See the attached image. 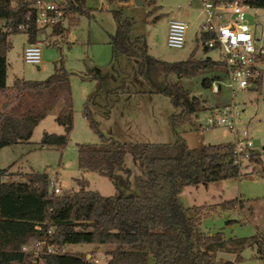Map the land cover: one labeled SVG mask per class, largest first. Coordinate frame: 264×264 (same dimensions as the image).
Returning a JSON list of instances; mask_svg holds the SVG:
<instances>
[{
	"label": "trees",
	"instance_id": "16d2710c",
	"mask_svg": "<svg viewBox=\"0 0 264 264\" xmlns=\"http://www.w3.org/2000/svg\"><path fill=\"white\" fill-rule=\"evenodd\" d=\"M105 1L117 5L112 10L116 31L109 41L112 60L119 55L136 58L137 72L151 87L150 92L169 97L175 112L168 123L176 139L172 143H121L105 137L89 112L85 113L100 142L77 145L78 168L97 172L118 184L115 173L122 169L125 153L130 152L141 169L138 194L103 196L87 189L81 179H76L77 191L60 195L52 188L49 193L51 181L47 174L31 171L21 181L9 180L5 179L7 169L0 168V264H95L82 252H41L34 256L21 249L30 240L44 237L47 244L59 250L70 244L113 245L115 248L105 252L106 264H149L150 257L153 264H235L216 260V252L238 253L245 246H255L258 257L264 258V234L224 239L222 231L210 234L200 229L203 217L217 208L235 209L240 200L185 207L178 198L185 186H208L218 180L240 178V174L232 163V143L190 148L178 137L176 128L208 107L178 81L169 84L158 80V76L190 77L208 67H218L225 73V66L209 57L197 59L194 53L179 62L154 58L142 37H130L133 20L122 18L123 3L128 0ZM242 1L264 9V0ZM145 2L152 5L155 0ZM34 3L35 0H0V59L11 48L10 35L24 32L27 44H33L45 33L46 29L38 28L34 22ZM85 3L86 0H69L68 27H53L51 35L63 37L68 28L77 24L79 16H89ZM23 26L27 29L23 30ZM208 37L201 34L200 42ZM201 46L205 53L212 50L202 43ZM215 80L220 77L204 78L202 85L211 88ZM260 83L261 78L256 80V89ZM53 108L57 111L55 121L65 133L43 132L41 148H62L72 129L69 73L61 64L55 65L45 80L15 77L9 86L0 84V149L28 142L35 126ZM259 156L257 151H251L250 162L260 164Z\"/></svg>",
	"mask_w": 264,
	"mask_h": 264
},
{
	"label": "rangeland",
	"instance_id": "374dc122",
	"mask_svg": "<svg viewBox=\"0 0 264 264\" xmlns=\"http://www.w3.org/2000/svg\"><path fill=\"white\" fill-rule=\"evenodd\" d=\"M141 1L140 5L134 0L123 3L122 18L133 20L130 37H142L151 56L167 62H179L194 53L197 59L209 57L220 61L217 51L205 53L202 50L198 33L202 16L198 14L200 5L197 0H192V6L187 5V0H155L152 5ZM85 5L90 9V15L79 16L77 24L68 28L63 37L51 35L48 29L41 35V61L36 65L22 59V50L27 45L26 34L10 35L11 48L0 59L5 62L0 84L9 85L15 77L45 80L52 74L54 66L61 64L69 73L73 124L62 148H41L39 141L43 132L65 133L63 126L55 121V107L48 110L33 129L28 142L8 145L0 150V168L7 169L5 179L9 180L21 181L23 175L31 171L47 174L51 181L49 193L52 192V184L59 188L60 195L77 191L76 179H81L86 182L87 189L103 196L138 194L137 178L141 169L130 152L125 153L123 167L115 173L120 180L118 184L97 172L78 168L77 145L100 142L85 113L89 112L105 137L121 143H172L176 137L168 119L175 110L169 97L150 92L151 87L137 72L136 58L119 55L112 60L109 41L116 31L112 10L117 5L105 0H86ZM250 14L248 19L252 24L255 20ZM169 19L189 24L186 44L182 48H170L166 44ZM256 21L262 25L257 29V35H260L261 30L264 32L263 8H260ZM67 23L65 26L68 27ZM261 44L264 45V37ZM214 76L220 77L218 93L202 85L204 78ZM158 80L169 84L178 81L208 108L231 100L230 90L225 85V73L218 67L204 68L190 77L178 78L171 74L164 78L159 75ZM234 101L239 112L236 127L247 132L261 163L250 162L248 174L240 178L218 180L208 186H185L178 195L185 207H207L232 199L240 200V206L235 209L217 208L202 218L200 229L204 233L222 231L224 239L264 234V71L260 87L236 90ZM40 105L38 101L37 107ZM176 133L190 148L234 141V134L228 128L206 127L204 110L194 115L190 122L177 127ZM113 248V245L70 244L63 251L82 252L89 255L95 264H106L105 252ZM38 250H34V255ZM215 258L235 264H264V258L258 257L255 246H245L238 253L216 252ZM149 264H153L151 257Z\"/></svg>",
	"mask_w": 264,
	"mask_h": 264
},
{
	"label": "built area",
	"instance_id": "2783aa9c",
	"mask_svg": "<svg viewBox=\"0 0 264 264\" xmlns=\"http://www.w3.org/2000/svg\"><path fill=\"white\" fill-rule=\"evenodd\" d=\"M69 0H35L34 22L38 28L52 29L58 25L65 26L67 21V3ZM200 5L199 15L202 16L198 33L209 37L202 45L215 50L220 55V62L225 66L226 87L230 90L231 100L222 105L210 107L205 111L207 128L226 127L234 134L232 142V163L238 167L240 177L248 174L251 151H256L246 131H239L236 120L239 117L237 104L234 101L236 90L254 88L256 80L262 77L264 71V45L261 41L264 32L257 35V29L262 25L256 21L260 8L251 7L242 0H197ZM192 6V0H187ZM180 8V6H178ZM251 13V14H250ZM253 15L254 23L250 24L248 15ZM23 30L27 26L22 27ZM189 24L183 20L169 19L166 44L170 48H182L186 44ZM39 39L33 44H27L22 50V59L28 64H38L41 61V46ZM221 84L213 81L211 90L217 92ZM53 192L59 193V188L52 184ZM39 229V226H35ZM47 234L51 233L48 229ZM46 237L34 238L22 245L21 249L31 252L39 248L35 254L57 253V249L47 244ZM34 255V256H37Z\"/></svg>",
	"mask_w": 264,
	"mask_h": 264
},
{
	"label": "crops",
	"instance_id": "0c3cea01",
	"mask_svg": "<svg viewBox=\"0 0 264 264\" xmlns=\"http://www.w3.org/2000/svg\"><path fill=\"white\" fill-rule=\"evenodd\" d=\"M198 14H199V12H198ZM4 64H5V62L1 60V61H0V75H1L2 70L4 69ZM11 82H12V81H11ZM10 84H11V83H10ZM10 84H9V85H10ZM9 85H7V86H9ZM1 149H2V148H1ZM1 149H0V150H1Z\"/></svg>",
	"mask_w": 264,
	"mask_h": 264
},
{
	"label": "water",
	"instance_id": "95a60500",
	"mask_svg": "<svg viewBox=\"0 0 264 264\" xmlns=\"http://www.w3.org/2000/svg\"><path fill=\"white\" fill-rule=\"evenodd\" d=\"M134 1H135V3H136V4H138V5H140V4H142V3H143L141 0H134ZM86 258H87V259H89V258H90V256H89V255H87V256H86Z\"/></svg>",
	"mask_w": 264,
	"mask_h": 264
}]
</instances>
